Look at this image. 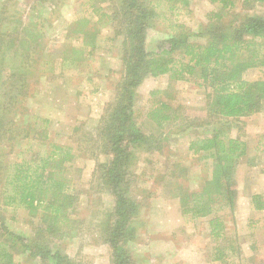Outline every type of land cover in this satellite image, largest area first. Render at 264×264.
<instances>
[{"label": "rangeland", "instance_id": "374dc122", "mask_svg": "<svg viewBox=\"0 0 264 264\" xmlns=\"http://www.w3.org/2000/svg\"><path fill=\"white\" fill-rule=\"evenodd\" d=\"M153 1L158 15L147 28L149 51L170 32L167 26L171 21L197 32L207 23L208 13L218 8V3L210 0H189L187 7L178 1L176 12L169 8L168 0ZM118 4L119 0H0V11L3 7L26 21L45 20L29 68L23 70L27 73L22 76L25 88L19 89L15 106L8 103L14 107L10 112H0L10 121L15 111L32 128L37 122L40 128L48 126L49 140L74 147V158L67 162L66 170L72 192L77 195L66 221L72 233L55 245L80 264H111V248L104 233L115 198L109 184L99 177L98 167L110 158L104 153V116L113 111L126 69L122 36L116 34L118 25L110 18ZM240 4L236 11H242ZM245 12L264 16V3ZM75 25L97 34L91 52L84 35L73 31ZM9 54L1 57L7 65L11 64ZM26 59L21 57L24 68ZM49 60L52 63L44 71L43 64ZM260 74L258 68H252L243 78L253 81ZM15 87L10 86L11 94ZM25 90L27 96L22 95ZM153 90L161 92L152 94ZM134 94L132 120L144 132L157 135L162 149L147 151L144 145H130V194L141 204L131 224L136 236L126 244L131 264H264V209H256L252 202L254 194L264 199V112L243 117L244 123L227 130L247 142V153L239 161L234 180V207L215 208L207 216L194 215L182 211L179 194L201 189L211 179L212 161L189 150L192 138L211 136L217 123L215 118L208 122V91L192 81L173 79L169 73L147 77ZM159 101L174 108L173 118L160 126L149 116ZM187 119L204 124L186 127ZM22 143L15 146L11 157L29 147V142ZM36 143V139L31 143L33 149ZM41 210L32 215L23 207L9 206L5 211L7 224L11 230L31 237L34 226L40 223ZM214 216L225 221L220 238L210 232L209 221ZM14 256L16 264L36 263L19 246Z\"/></svg>", "mask_w": 264, "mask_h": 264}, {"label": "trees", "instance_id": "16d2710c", "mask_svg": "<svg viewBox=\"0 0 264 264\" xmlns=\"http://www.w3.org/2000/svg\"><path fill=\"white\" fill-rule=\"evenodd\" d=\"M168 1L169 8L176 12L178 1L183 7L190 4L189 0ZM210 1L218 3V8L208 13L203 28L192 32L184 23L171 21L167 26L170 32L152 51L147 49V28L158 15L156 2L119 0L113 14L109 13L113 23L118 25L116 34L122 36L126 68L113 111L104 116V153L110 158L98 167L99 177L109 184L115 198L104 233L111 248V264H131L126 244L136 236V229L131 224L141 208L140 202L130 194L133 183L130 145H144L147 151L162 149V141L157 135L144 132L132 120L134 90L147 77L170 73L173 79L192 81L206 88L208 122L215 118L219 123L211 136L198 135L189 142L192 153L212 161V174L201 189L179 194L182 211L207 216L215 208L232 209L236 203L234 180L239 161L247 153V142L229 132L244 123L243 117L264 112V16L248 14L245 10L264 3V0ZM238 2L242 11H236ZM44 22L43 18L26 21L22 15L17 17L1 7L0 111L4 113L14 108L8 103L15 106L19 89L25 88L22 76L26 77L27 73L23 70L29 68L31 53L43 35ZM77 26L73 31L84 35L91 52L96 46L97 34L87 27ZM197 36L203 40H196ZM8 52L10 65L1 58H6ZM24 55L28 59L26 68L25 61H21ZM51 63L50 60L44 62V71ZM252 68L260 70L258 79H244V73ZM13 84L16 87L11 94ZM26 90L22 95L27 96ZM159 92L153 90L152 94ZM173 110L168 102L159 101L153 104L149 116L160 126L173 118ZM9 119L0 112V264H16L14 249L18 246L36 261L35 264H80L55 245L72 233L66 221L70 220L68 211L74 207L77 195L72 192L66 170L67 162L74 158V147L49 140L48 126L40 128L38 122L36 128L27 126L23 116L17 117L15 111ZM194 121L187 119L186 127L204 124H193ZM31 139L32 142L37 140L36 149H33ZM24 141L29 142V147L20 150L15 158L11 157L15 146H23ZM252 202L256 209H264L262 195L254 194ZM9 206L23 207L32 215L39 214L42 209L40 223L34 226L31 237L9 228L5 213ZM209 224L212 236H223L225 221L220 216L211 218Z\"/></svg>", "mask_w": 264, "mask_h": 264}]
</instances>
